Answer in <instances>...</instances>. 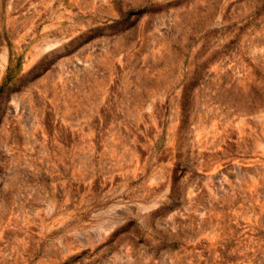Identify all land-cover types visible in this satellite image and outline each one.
Segmentation results:
<instances>
[{
	"label": "rangeland",
	"instance_id": "obj_1",
	"mask_svg": "<svg viewBox=\"0 0 264 264\" xmlns=\"http://www.w3.org/2000/svg\"><path fill=\"white\" fill-rule=\"evenodd\" d=\"M0 264H264V0H0Z\"/></svg>",
	"mask_w": 264,
	"mask_h": 264
},
{
	"label": "bare ground",
	"instance_id": "obj_2",
	"mask_svg": "<svg viewBox=\"0 0 264 264\" xmlns=\"http://www.w3.org/2000/svg\"><path fill=\"white\" fill-rule=\"evenodd\" d=\"M4 59V58H3ZM7 60V59H6ZM4 64V63H3Z\"/></svg>",
	"mask_w": 264,
	"mask_h": 264
}]
</instances>
